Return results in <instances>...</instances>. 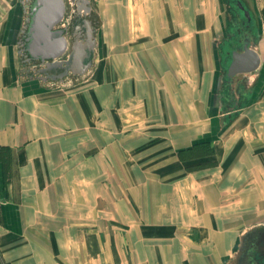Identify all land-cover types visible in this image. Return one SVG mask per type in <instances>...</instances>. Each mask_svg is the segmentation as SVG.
Here are the masks:
<instances>
[{
	"label": "crops",
	"instance_id": "1",
	"mask_svg": "<svg viewBox=\"0 0 264 264\" xmlns=\"http://www.w3.org/2000/svg\"><path fill=\"white\" fill-rule=\"evenodd\" d=\"M33 2L0 0V264H232L264 228V28L233 108L223 30L189 26L185 5L89 0L78 74L29 59Z\"/></svg>",
	"mask_w": 264,
	"mask_h": 264
},
{
	"label": "flooded vegetation",
	"instance_id": "2",
	"mask_svg": "<svg viewBox=\"0 0 264 264\" xmlns=\"http://www.w3.org/2000/svg\"><path fill=\"white\" fill-rule=\"evenodd\" d=\"M64 1L66 13L72 15L68 25V32L71 33L74 18L81 16L89 19L92 9L90 8V11L86 12L83 0ZM225 3L224 27L218 40V54L222 63L221 105L225 100L228 106L235 108L242 104L245 94L250 88V77L249 73H237L232 77L229 76L234 52H242L246 45L257 51L258 44L262 39L264 22L261 20L263 15L256 12L251 5V0H225ZM68 42L70 52L74 37L71 36ZM69 52L64 55V59L68 58ZM232 264H264V228L254 229L242 239Z\"/></svg>",
	"mask_w": 264,
	"mask_h": 264
},
{
	"label": "water",
	"instance_id": "3",
	"mask_svg": "<svg viewBox=\"0 0 264 264\" xmlns=\"http://www.w3.org/2000/svg\"><path fill=\"white\" fill-rule=\"evenodd\" d=\"M82 2L86 12H89V0ZM65 13L64 0H34L27 19V53L30 60H39L41 63H46L49 68L66 65L68 69L83 74L90 66V62L85 63V61L95 47V30L90 20L84 19L87 28L86 39L74 40L68 58L58 60L68 50V40L65 37L68 26L58 27L63 22ZM260 60L259 53L246 45L242 52H234L229 76L255 71L260 65Z\"/></svg>",
	"mask_w": 264,
	"mask_h": 264
},
{
	"label": "rangeland",
	"instance_id": "4",
	"mask_svg": "<svg viewBox=\"0 0 264 264\" xmlns=\"http://www.w3.org/2000/svg\"><path fill=\"white\" fill-rule=\"evenodd\" d=\"M251 2L256 12L263 15L261 20L264 22V0H251ZM183 5L188 10L189 26L207 28L210 32H213L214 39L219 38L220 30H223L225 21V0H172V9L175 12L180 13L181 7L183 9L185 7ZM163 7H161V10H163ZM180 23H183V18ZM262 27L264 28V24Z\"/></svg>",
	"mask_w": 264,
	"mask_h": 264
}]
</instances>
